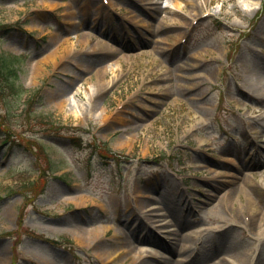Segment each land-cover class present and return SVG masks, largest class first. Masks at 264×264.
Here are the masks:
<instances>
[{
    "label": "rangeland",
    "instance_id": "rangeland-1",
    "mask_svg": "<svg viewBox=\"0 0 264 264\" xmlns=\"http://www.w3.org/2000/svg\"><path fill=\"white\" fill-rule=\"evenodd\" d=\"M110 1L111 8L104 0H0V53L21 56L16 64L26 90L22 100H32L30 115L11 118L17 123L9 125L15 135L21 131L22 141L11 145L10 155L0 146V264H100L93 256L98 243L84 246L83 237H74L75 224L84 222L89 230L107 226L96 249L118 248L114 232L126 229L116 218L126 228L135 227L134 218L127 220L126 205L136 204L140 193L168 197L177 213L190 197L211 216L216 211L207 200L208 183L222 184L214 197L230 186L244 187L228 203L229 210L245 206L251 197L248 216L258 224L264 219V99L256 98L253 107L235 92L264 64L261 0H200L234 25H217L213 19L199 25V20L176 48L175 29L158 34L154 29L174 17L172 9L188 5L185 0H154L159 9L154 16L129 0ZM126 9L136 15L133 22L125 19ZM155 44L166 50L154 49ZM62 47H71L70 52ZM54 50L56 63L45 61ZM36 62L42 63L34 71ZM94 140L99 152L117 158L96 153ZM228 147L243 150L246 159H224ZM34 157L43 167L58 169L30 185L39 169ZM164 182L178 188L164 187V196L152 187ZM24 226L36 236L16 230ZM195 227L203 228L198 249L204 251L217 223ZM156 231L155 245L145 247L170 256L160 246L168 237ZM240 232L246 235L242 227L232 231L246 248L257 243L242 240ZM130 257L107 264H127ZM259 258L264 260V243L251 257L264 264Z\"/></svg>",
    "mask_w": 264,
    "mask_h": 264
},
{
    "label": "bare ground",
    "instance_id": "bare-ground-1",
    "mask_svg": "<svg viewBox=\"0 0 264 264\" xmlns=\"http://www.w3.org/2000/svg\"><path fill=\"white\" fill-rule=\"evenodd\" d=\"M129 1L134 2L141 11H150L151 16H154L159 11V9H157V6L153 4L155 3L154 0ZM237 1L239 2V0ZM173 2L175 6H178L177 1ZM185 2L188 5L184 6L182 10H180V7V9L171 10L174 18L170 19L169 22H165L163 25H160L158 29H154L155 34L175 27L180 30V32L178 33L180 37L181 35H183L184 30L193 29V26H191L190 24V19L192 17L212 18L217 25L223 22H228L230 26L234 25V22L231 19L218 14L219 12H216L214 14L209 12L210 7L203 4L200 0H185ZM166 10L167 9H165L164 12L169 13ZM131 12L133 11L130 9H126V19L128 21H134V18L136 17V15L131 14ZM145 43H149V37H146ZM70 49L71 47H69L68 50L62 47L61 50H66L65 54H68L70 52ZM154 49L158 51L166 50L159 44H155ZM57 52V50H54L47 56L45 61L56 63L55 57L57 55ZM62 56L63 55H60V57ZM212 59L215 62L219 61V57L217 55H214ZM260 62H264V58H262ZM41 63L42 62H36L34 71L40 69ZM85 67H91V65L85 63ZM256 68L258 69L243 81L242 87L240 86L235 89L237 96L241 99H245L250 105H253L255 103L254 100L258 97H262L264 99V64L261 66L260 63L258 66H256ZM225 152L234 155L235 159L242 160L245 158L242 157V152L240 150L227 149ZM230 161H233V158L230 159ZM236 162L237 160L233 161V163ZM211 177L212 176H210V179ZM217 184L222 185L221 183ZM207 185H212V188H206L205 192L207 194V200L210 202V206L214 207L216 211L214 215H208L206 210H204L202 207H196L194 203H191L190 201L189 203L191 204L185 213H177L176 209L174 208L173 202L161 191V189H165L164 187L176 189V186L172 183L164 182L158 183V185L156 184L152 187L159 191V194L162 193L165 197L156 199L152 195H147L146 198L138 200V202L132 206L126 205L131 212L128 216V219L133 217L135 219H138V224L134 229L127 230L126 224L119 217L116 218L118 226L122 225V229H126L123 233L120 232L119 228L114 232L116 240L113 242V244L117 243L119 245L118 248L110 249V246L112 245L110 244L108 247H98L96 249L97 245L101 244L100 240L102 239V236L106 230V227L104 226L89 230L85 227L84 222H78L74 226L76 230L74 231V237L78 241L82 240L81 237H83L85 239L84 246H95V244L98 243L94 248L95 250H93V254L101 264H104L106 262L111 263V261L120 257L121 255L131 256L128 264H200L209 256L217 253V259H212V262L210 264H255V261H251V256L256 248L264 243V222H260L258 224L253 218H245V212L247 211L245 206L249 205L250 210L254 207L252 198L250 197L246 199L245 206H238L235 207L233 211H230L228 208V203H230V201L233 199L236 191L240 188L241 190H243L244 187L237 188V186H230L222 192L223 195L221 197H219V195L217 197H214L216 194L215 189L218 185L214 186V184L211 183H208ZM166 191L168 190H165L164 192ZM213 198H215V201H212ZM161 202L162 205L158 207L162 208V212H157L155 210L158 209H153V206H150L152 205V203L157 204ZM198 205L202 206L201 204ZM255 214L256 213L254 211L252 215ZM227 215L231 217L230 220L227 218ZM208 221L217 223L216 236L210 242V246L208 248H206L204 251L199 250L197 253V251L194 250L193 246L199 239V235L203 231V228L195 227V225L197 223ZM153 223H157L162 233L166 237H168V242H162V244L160 245L161 248H163L164 251L168 252L169 254L174 253V255L176 254L175 251L178 250V254L181 257L179 260H173L170 258V256L161 257L160 252L156 249L151 250L138 247V245L136 246V242H139V244L143 245L145 243L155 245L154 241L152 240L153 228H150V225ZM169 224L175 226V228L167 229V225ZM116 226L117 225H115V227ZM237 227H242L245 229L246 235H243L240 232V238L242 240L249 241V238L254 239L253 236L255 235L257 244L255 246L253 245V247L249 245L246 248V246H244L242 242L237 240L232 233L233 229H237ZM149 232L151 233V235L148 234ZM185 258H188L190 260L184 261ZM263 261V258L258 259L259 263Z\"/></svg>",
    "mask_w": 264,
    "mask_h": 264
},
{
    "label": "trees",
    "instance_id": "trees-1",
    "mask_svg": "<svg viewBox=\"0 0 264 264\" xmlns=\"http://www.w3.org/2000/svg\"><path fill=\"white\" fill-rule=\"evenodd\" d=\"M19 57L14 55H0V92L8 90L18 95L21 93V86L16 82L17 71L14 63Z\"/></svg>",
    "mask_w": 264,
    "mask_h": 264
}]
</instances>
